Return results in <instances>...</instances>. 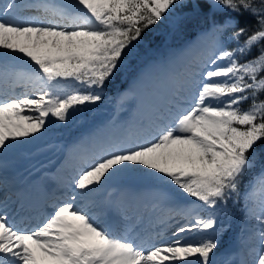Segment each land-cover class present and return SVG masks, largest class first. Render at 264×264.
I'll return each instance as SVG.
<instances>
[{"label": "snow or ice", "instance_id": "snow-or-ice-1", "mask_svg": "<svg viewBox=\"0 0 264 264\" xmlns=\"http://www.w3.org/2000/svg\"><path fill=\"white\" fill-rule=\"evenodd\" d=\"M201 7L199 0H0V53L30 65L22 70L0 63V82L7 86L0 89V156L100 102L146 30ZM203 7L248 13L256 24L239 27L231 15L214 24L211 55L172 77L178 100L167 114L146 135L101 147L74 178L77 191L54 204L42 223L21 229L0 202V264H216L215 210L239 194L264 143V0H204ZM25 11L33 15H21ZM21 86L25 91L17 94ZM131 171L150 173L194 198L177 214L185 223L177 222L165 242L114 235L83 202L115 175ZM250 189L247 211L259 227L248 264H264V169ZM205 210L208 215H201ZM209 232L198 239L184 235Z\"/></svg>", "mask_w": 264, "mask_h": 264}, {"label": "rangeland", "instance_id": "rangeland-1", "mask_svg": "<svg viewBox=\"0 0 264 264\" xmlns=\"http://www.w3.org/2000/svg\"><path fill=\"white\" fill-rule=\"evenodd\" d=\"M51 2L67 5L72 4L73 0ZM21 15L29 16L33 13L25 11ZM182 16L178 12L158 22L160 26L157 25V29L164 28L167 33L171 32ZM220 22L222 21H218ZM213 25L199 30L192 38L177 45L175 41L166 40L159 43L158 47L149 49L142 40L134 42V47L123 58L121 68L110 80L113 81L119 75L118 81L113 83L111 88L102 90L103 99L100 102L80 107L66 124L54 121L42 136L26 139L12 147L6 155L0 156V202L7 203L8 213L15 219L19 228L30 230L51 214L53 201H67L69 196L77 191L74 189V178L101 147L125 137L144 136L152 124L159 122V117L167 114L168 109L178 100L176 84L172 77L196 62L207 59L215 49ZM164 35L166 34H162V38ZM228 46L235 45L230 42ZM6 55L21 58L12 53ZM24 62L23 66L29 69V63L25 60ZM0 63L14 67L13 63L6 59L0 58ZM1 87L7 86L0 82ZM20 89L23 87H17V94L22 93ZM131 96L137 98L135 110L124 112L125 107L130 104L126 100ZM183 106L186 107L187 104ZM29 140L35 147H25ZM55 145L62 147L57 154H46L50 146ZM10 155H18V158L32 156L36 161L42 160L33 168L23 165L27 169V175L38 182L33 189H28L27 183L21 185L20 180L15 184L12 174L5 172L2 161L7 160ZM18 160L21 161L17 159L14 162L21 164ZM254 179L247 183L236 220L223 223L222 212L227 208L225 204L215 210L220 240V247L214 257L216 264H248L251 261L248 249L257 245L254 234L259 227L247 211V196ZM49 189L50 197L41 199L40 203L30 204L33 199H38V195H44V191H50ZM101 195H105L106 199L100 201L97 197ZM193 199L177 192L159 177L144 171H131L115 175L98 190L84 197L83 202L89 204L95 213L96 208L99 211L102 208L101 213L96 215L101 225L108 228L112 234H127L137 238V242L143 239L151 245L167 241L171 238L177 222L185 223L184 218L177 214L191 208ZM92 201L94 204L89 203ZM44 205L49 212L42 210ZM201 214L208 215V210ZM211 234L209 232L184 235L186 238L198 239L202 235Z\"/></svg>", "mask_w": 264, "mask_h": 264}, {"label": "trees", "instance_id": "trees-1", "mask_svg": "<svg viewBox=\"0 0 264 264\" xmlns=\"http://www.w3.org/2000/svg\"><path fill=\"white\" fill-rule=\"evenodd\" d=\"M199 2L202 4L200 9L185 8L179 11L183 16L177 21L176 27L171 32L167 33L164 28L158 30L157 25L160 26L158 23L151 26L143 33L141 37L142 42L146 43V46L149 49L158 47L159 43H163L166 40L175 41V44L177 45L192 36L199 28H207L212 22L215 23L222 21L228 15H231V17L235 19L237 26L239 27L251 28L256 24L255 17L248 13H244L243 15L215 13L204 9V0H199ZM164 33L166 35L162 38V34ZM118 76L119 75H117L113 81L107 82L104 88H111V85L118 81ZM260 98L264 99V96H261ZM244 107H247V104H245ZM262 167H264V143H260L256 148L254 167L251 168L244 177L239 194L234 195L225 204L227 208L222 212L223 223L236 220L243 200V191L246 188L247 183L259 173Z\"/></svg>", "mask_w": 264, "mask_h": 264}, {"label": "bare ground", "instance_id": "bare-ground-1", "mask_svg": "<svg viewBox=\"0 0 264 264\" xmlns=\"http://www.w3.org/2000/svg\"><path fill=\"white\" fill-rule=\"evenodd\" d=\"M0 58H2V59H6V60H8V61H10V62H12L13 63V66L15 67V68H17V69H22V70H27L28 68H26V67H24L23 66V63H25L24 62V58H17V57H9V56H7L6 55V53L5 54H0ZM26 61V60H25ZM23 62V63H22ZM4 64V63H3ZM30 67V66H29ZM2 88V87H1ZM0 88V89H1ZM20 91L23 93L24 91H25V89L23 88V89H20ZM137 100V98H135L134 96H131V97H129V98H127V100H126V102H130V104L129 105H127L126 107H125V110H124V112H127V111H134L135 110V104L137 103L136 102V100ZM126 102H122L123 104H125ZM134 113V112H133ZM139 124V123H138ZM138 126V125H137ZM28 145H31L30 147H35V145L33 144V143H31L30 142V140H29V142L28 143H26V146L25 147H28ZM29 147V148H30ZM62 147H60L59 145H55V146H50V148L47 150V152H46V154H48L49 156L50 155H53V156H55L56 154H57V152L61 149ZM29 150V149H28ZM30 151V150H29ZM17 159H20L21 161H19L21 164H16L14 161L15 160H17ZM26 159V161H23V160H25ZM45 161V160H44ZM72 161V160H71ZM42 162V160H40V161H36L35 160V157H32V156H25V157H23L22 158V156H21V158H18V155H10V157L6 160V159H4L3 161H2V164H3V168L5 169V172L8 174V173H11L12 174V180H13V182L15 183V184H18V182L17 181H19L20 180V182H22L21 183V185H23L24 183H27V188L28 189H33L36 185H38V182L35 180V178L34 179H32V178H30V176H28L27 174L28 173H26V168H24L23 167V165L24 166H27V167H29V168H33V167H36V166H38L37 164L38 163H41ZM48 162H49V160H48ZM73 162V161H72ZM47 165H48V163L47 162H45ZM4 171V170H3ZM38 172V171H37ZM25 175H27V176H25ZM24 176V177H23ZM27 178H29V179H27ZM48 178V177H47ZM22 179L24 180V181H22ZM19 187V186H18ZM56 189V188H55ZM50 190V189H49ZM60 190H61V188H60ZM17 192V191H16ZM20 192V191H19ZM45 193H44V195H42V194H40V195H38L39 197H38V199H33L32 200V202H30V204L32 203V205L34 204V203H40V200L41 199H43V198H45V197H50V195H51V190L50 191H48V190H46V191H44ZM49 192H50V195H49ZM23 194V193H22ZM33 194V193H32ZM39 194V193H38ZM25 198V197H24ZM97 198H99L100 199V201H103L104 199H106V197H105V195H101L100 197H97ZM92 199V198H91ZM57 200H55V201H53V205L54 204H59V203H57L56 202ZM90 204H94V201H92V202H89ZM27 204V202H25V204L24 205H26ZM19 205H20V203H19ZM29 206V205H28ZM28 206H25V207H28ZM40 209V211H41V208H39ZM42 210H44V211H48L49 212V210L46 208V206L44 205L43 206V208H42ZM101 211H102V208L100 209ZM101 211H99V209H97L96 208V213L97 214H99V213H101ZM166 228V227H165Z\"/></svg>", "mask_w": 264, "mask_h": 264}]
</instances>
